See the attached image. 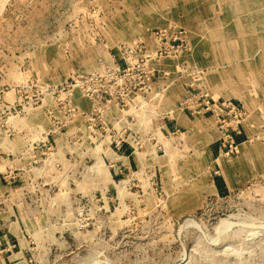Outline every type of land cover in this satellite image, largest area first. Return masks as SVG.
<instances>
[{"label":"rangeland","instance_id":"374dc122","mask_svg":"<svg viewBox=\"0 0 264 264\" xmlns=\"http://www.w3.org/2000/svg\"><path fill=\"white\" fill-rule=\"evenodd\" d=\"M0 264H264V0H0Z\"/></svg>","mask_w":264,"mask_h":264},{"label":"crops","instance_id":"0c3cea01","mask_svg":"<svg viewBox=\"0 0 264 264\" xmlns=\"http://www.w3.org/2000/svg\"><path fill=\"white\" fill-rule=\"evenodd\" d=\"M260 34V33H259Z\"/></svg>","mask_w":264,"mask_h":264}]
</instances>
